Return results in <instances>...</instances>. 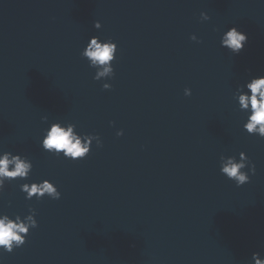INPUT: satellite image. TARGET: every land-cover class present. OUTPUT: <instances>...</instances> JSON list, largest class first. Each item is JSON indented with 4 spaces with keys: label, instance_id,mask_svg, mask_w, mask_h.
Wrapping results in <instances>:
<instances>
[{
    "label": "clouds",
    "instance_id": "1",
    "mask_svg": "<svg viewBox=\"0 0 264 264\" xmlns=\"http://www.w3.org/2000/svg\"><path fill=\"white\" fill-rule=\"evenodd\" d=\"M202 21L210 19L205 12L200 14ZM94 28L99 30L102 25L99 21L94 22ZM192 40H197L195 35ZM248 36L245 32L233 26L224 31L220 38V46L228 49L232 54H239L245 47ZM118 51L117 44L111 39L102 40L99 36L90 37L86 47L80 55L86 58L89 66L96 69L93 77L96 81L112 79L115 75L114 62ZM110 83H103L102 88L108 90ZM184 95L190 96L191 89L185 88ZM233 99L238 102V107L245 114L243 129L249 135H256L264 139V75L255 76L244 84L237 86ZM47 122V117L42 118ZM123 135V130L116 133ZM93 141L96 147H102L99 135L81 134L76 130L74 123L52 121L44 130L40 141L41 148L57 157L76 161L85 159L92 148ZM219 171L228 180L233 181L237 187L250 182V173L255 174L256 168L245 152L236 156L221 155L219 159ZM33 164L31 160L21 154H13L10 151L0 152V193L5 189L6 183L18 180H27L31 174ZM247 169V170H245ZM20 191L25 193L26 200H41L47 196L51 200H59L61 192L56 185L48 179L39 182H25L19 185ZM36 211L29 208V214L21 217L16 214L14 218L8 214H0V254L12 253L14 249L22 247L31 229L38 227L35 218ZM252 264H264V257L256 252L251 257Z\"/></svg>",
    "mask_w": 264,
    "mask_h": 264
},
{
    "label": "water",
    "instance_id": "2",
    "mask_svg": "<svg viewBox=\"0 0 264 264\" xmlns=\"http://www.w3.org/2000/svg\"><path fill=\"white\" fill-rule=\"evenodd\" d=\"M0 214H8L13 218L16 214L21 217L28 215L9 183H6L4 191L0 193ZM0 264H58V262L39 229L34 228L30 230L22 247L14 249L12 253L0 254Z\"/></svg>",
    "mask_w": 264,
    "mask_h": 264
}]
</instances>
